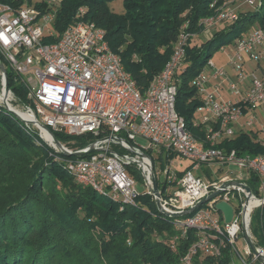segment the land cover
Here are the masks:
<instances>
[{
  "label": "built area",
  "instance_id": "2783aa9c",
  "mask_svg": "<svg viewBox=\"0 0 264 264\" xmlns=\"http://www.w3.org/2000/svg\"><path fill=\"white\" fill-rule=\"evenodd\" d=\"M237 1L225 0L214 14L199 20L205 39L217 24L235 19ZM60 2L46 0L44 9L32 0H21L18 5L0 1V65L9 67L24 83L27 103H20L22 109L17 110L27 117L12 108L16 107L11 101L17 98L9 88L5 92L1 69L0 105L7 104L16 111L22 124L36 128L43 140L46 130L42 126L68 135L91 134L92 140L82 148L72 150L62 144L53 148L62 153L65 168L78 183L114 200L135 204L140 192L127 169L131 165L139 169L147 185L144 192L153 199L152 178L159 181L162 177L165 185L163 192L158 188L159 200L170 212L194 207L201 198L220 190L187 214L173 217L178 231L175 240L190 229L196 233L181 258L182 264H192L196 253L218 257L224 249L230 264H264V242L259 243L250 231L251 214L259 209L264 233V153H240L218 146L238 129L250 130L264 147V27H251L226 52L235 75L209 58L190 81L201 102L195 111L200 117H194L193 125L204 126V141L190 134L175 110L177 76L184 68L188 38L194 33L181 28L171 56L142 92L124 69L120 56L109 47L104 29L93 22L76 20L57 39L44 42L45 36L54 35L49 24ZM241 2L254 5L258 0ZM84 11L80 7L78 14ZM220 49L225 50L224 46ZM224 83L235 99L221 96ZM137 137L147 143L138 142ZM90 146L94 151L86 156H67ZM169 151L188 159L191 166L178 175V170L170 169L171 159L163 167L159 163L155 171L152 154ZM234 170L237 172L232 175ZM218 201L232 207L229 222L216 209ZM239 239L243 240L241 247L237 245Z\"/></svg>",
  "mask_w": 264,
  "mask_h": 264
},
{
  "label": "trees",
  "instance_id": "16d2710c",
  "mask_svg": "<svg viewBox=\"0 0 264 264\" xmlns=\"http://www.w3.org/2000/svg\"><path fill=\"white\" fill-rule=\"evenodd\" d=\"M0 1L18 5L21 0ZM110 1L61 0L53 28L58 36L76 20L103 28L109 47L142 92L171 56L181 28L194 33L188 38L184 68L177 76L175 110L190 134L205 141L204 126L193 125L201 102L190 81L214 51L253 26L264 27V0H258L253 10H237L235 19L217 25L208 38L197 42L199 20L214 14L225 0H123L120 13L111 10ZM32 3L46 8V0ZM80 7L85 10L82 15ZM5 72L17 101H27L20 77L9 67ZM52 133L73 149L88 145L93 138L89 133ZM36 141L44 142L39 131L0 105V264H182V256L196 238L193 229L175 240L178 231L173 217L158 210L152 195L139 193L135 204H129L100 194L74 179L61 160L62 153ZM218 146L264 153L250 130L239 131ZM176 155L169 151L157 158L163 167ZM157 185L163 192L165 182L157 181ZM250 231L259 243L264 242L259 209L251 214ZM192 264H230V257L227 249L218 257L196 253Z\"/></svg>",
  "mask_w": 264,
  "mask_h": 264
},
{
  "label": "rangeland",
  "instance_id": "374dc122",
  "mask_svg": "<svg viewBox=\"0 0 264 264\" xmlns=\"http://www.w3.org/2000/svg\"><path fill=\"white\" fill-rule=\"evenodd\" d=\"M238 3V8L237 10L239 11H247V10H253L255 9L256 7V4L254 5H251L249 3H245V2H241V0H238L237 1ZM109 7L111 8V10H113L114 12H117V13H120L123 11V0H112L108 3ZM217 25H221V22ZM49 27L51 28L53 34H54V37H57L58 36V32L53 28V22L49 24ZM204 35L205 34H199V36L194 40V42H197V41H200L201 39L204 38ZM235 41H231L230 43L228 44H225L224 45V49L225 50H221V49H217L216 51L213 52L211 58L212 60L214 61V63L219 66V67H222L229 75H235V72L233 70V68L227 63V53L229 51V48H231L233 46ZM246 65H251L250 63H246ZM247 67V66H246ZM29 75L28 74H24L23 77H27ZM224 87H226V84L224 83ZM231 98V97H230ZM232 99H234L232 97ZM12 105H14L16 108H19V109H22L21 108V104L17 101V100H12L11 101ZM24 104L27 103L26 101L23 102ZM195 117L199 118L200 117V113L196 112L195 113ZM33 127V126H32ZM36 129V128H34ZM44 142H40V141H36L37 143H45L47 145H49L45 140H43ZM137 141L142 143V144H146L147 143V140L142 138V137H137ZM62 145L66 146L68 149H72V150H75L73 149L72 147H70L69 145L67 144H64V143H61ZM50 146V145H49ZM52 147V146H51ZM53 148V147H52ZM54 149V148H53ZM55 150V149H54ZM51 156H53L55 159H57V156L55 154H51ZM152 158L154 159V165H155V171L159 168V163L161 162L160 159L157 158V154H152ZM59 159V158H58ZM189 165H190V162L188 159L186 158H183V157H180L178 155H176L173 159H172V163H171V170H182L184 168H189ZM130 167V166H129ZM203 168H201V172L203 171L204 167L205 166H202ZM133 171V174L132 177L134 178L135 180V184H136V189L138 192L142 193L144 191H146V188H147V185L145 183V181L143 180V177L139 171V169L135 166H132L130 167ZM231 169H235L231 166ZM235 173H233L232 175H235L236 174V170H234ZM195 174H198V172L195 171ZM209 174V173H208ZM216 175L215 173L213 174V176ZM231 203L233 205H235L237 203L236 200H232ZM243 244V240L239 239L237 241V245L239 247H241Z\"/></svg>",
  "mask_w": 264,
  "mask_h": 264
},
{
  "label": "water",
  "instance_id": "95a60500",
  "mask_svg": "<svg viewBox=\"0 0 264 264\" xmlns=\"http://www.w3.org/2000/svg\"><path fill=\"white\" fill-rule=\"evenodd\" d=\"M0 69L4 72V75H5V84H4V90L5 92L8 91V83H7V77H6V72H5V68L4 66L1 64L0 65ZM5 107L7 110H9L12 114H14L15 116H17L19 118V115L17 114L16 111L12 110L11 108H9V106L7 104H5ZM42 128L44 130H46L48 132V134H50L52 140L54 141L55 145L57 147H62L61 146V143L54 137L53 133L49 130H47L45 127L42 126ZM94 151V148L92 146H90L88 149L86 150H78V151H74L72 152L71 154H73L74 156H85L86 154L90 153ZM162 181V177L159 178V182ZM245 187V189L248 191L249 190V187L247 185H243ZM151 191H152V194L154 195V201H155V204L158 208L159 211H161L162 213L168 215V216H172V217H175V216H180V215H184V214H187L188 212L192 211L196 206H199L201 205L203 202H205L207 199H210L212 197H214L215 195H217L220 190H216L215 192H212L210 193L208 196L206 197H203L201 198L196 204L194 207H190L182 212H170V211H167L165 210L161 204H160V200H159V197H160V191L158 189V185H157V180L153 177L152 178V188H151ZM247 205V203H245V206ZM215 207L217 210L221 211L222 212V215H223V218H224V221L225 222H229L232 218V207L230 206V204H228L227 202L225 201H218L216 204H215ZM244 219H245V215H244ZM246 240L251 248V250L256 253V247L255 245L253 244V242L251 241V239L249 238L248 235H246Z\"/></svg>",
  "mask_w": 264,
  "mask_h": 264
},
{
  "label": "bare ground",
  "instance_id": "6f19581e",
  "mask_svg": "<svg viewBox=\"0 0 264 264\" xmlns=\"http://www.w3.org/2000/svg\"><path fill=\"white\" fill-rule=\"evenodd\" d=\"M12 107V105H10ZM13 109L17 110V108L12 107ZM21 115H23L24 117H27L26 113H22L20 110H17ZM42 137L44 138V140L52 147L56 148V145L54 143V141L52 140L50 134H48V132L43 131L42 132Z\"/></svg>",
  "mask_w": 264,
  "mask_h": 264
},
{
  "label": "crops",
  "instance_id": "0c3cea01",
  "mask_svg": "<svg viewBox=\"0 0 264 264\" xmlns=\"http://www.w3.org/2000/svg\"><path fill=\"white\" fill-rule=\"evenodd\" d=\"M211 82H212V84H215L216 83V80H214V79H211ZM223 88H222V90H221V96L223 97V98H225V99H232V95H230L227 91H226V87H224V85L222 86ZM231 97V98H230ZM234 99H235V97H233ZM233 100V99H232ZM236 132H238V129H237V131Z\"/></svg>",
  "mask_w": 264,
  "mask_h": 264
}]
</instances>
